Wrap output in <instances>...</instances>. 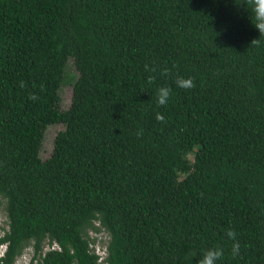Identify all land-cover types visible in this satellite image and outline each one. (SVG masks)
I'll return each mask as SVG.
<instances>
[{
	"label": "trees",
	"instance_id": "16d2710c",
	"mask_svg": "<svg viewBox=\"0 0 264 264\" xmlns=\"http://www.w3.org/2000/svg\"><path fill=\"white\" fill-rule=\"evenodd\" d=\"M254 9L0 0V264L29 245V264H198L215 248L217 264H264V32ZM70 61L78 77L62 110ZM57 124L65 129L44 160ZM90 231L107 234L103 253Z\"/></svg>",
	"mask_w": 264,
	"mask_h": 264
},
{
	"label": "rangeland",
	"instance_id": "374dc122",
	"mask_svg": "<svg viewBox=\"0 0 264 264\" xmlns=\"http://www.w3.org/2000/svg\"><path fill=\"white\" fill-rule=\"evenodd\" d=\"M66 72L67 73L65 77V83L63 84L60 91V95H61L60 107L62 110H67L72 103L74 82L78 77V73L75 70L72 61L69 62ZM63 129H65V127L62 124L52 125L48 127L45 133V141L41 152V157L44 160L50 157L53 151V143L55 137ZM8 228H9L8 218L5 208V202L0 198V237L4 235V232L8 230ZM90 235L93 239L96 240L95 244L93 245V248L97 252L103 253L105 251V245L107 244L108 241L107 234L104 231H100V232L90 231ZM46 248H48V245L46 246ZM4 250H5V246L0 249V255L3 254ZM32 256H33V245H29L25 249L24 254L21 257H19L16 264H29Z\"/></svg>",
	"mask_w": 264,
	"mask_h": 264
},
{
	"label": "clouds",
	"instance_id": "9594fccd",
	"mask_svg": "<svg viewBox=\"0 0 264 264\" xmlns=\"http://www.w3.org/2000/svg\"><path fill=\"white\" fill-rule=\"evenodd\" d=\"M255 16L257 24L255 27L260 32H264V0H255ZM177 85L183 88H190L193 86V81L189 79L178 78ZM170 95L168 88H161L158 95V103L165 104ZM231 236L232 233H229ZM233 251H238V245H234ZM223 256V250L221 248L209 249L198 261V264H217V261Z\"/></svg>",
	"mask_w": 264,
	"mask_h": 264
}]
</instances>
